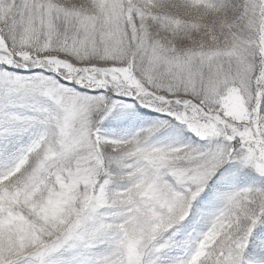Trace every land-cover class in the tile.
I'll list each match as a JSON object with an SVG mask.
<instances>
[{
	"label": "snow or ice",
	"instance_id": "6c2138e0",
	"mask_svg": "<svg viewBox=\"0 0 264 264\" xmlns=\"http://www.w3.org/2000/svg\"><path fill=\"white\" fill-rule=\"evenodd\" d=\"M0 264H264V0H0Z\"/></svg>",
	"mask_w": 264,
	"mask_h": 264
}]
</instances>
